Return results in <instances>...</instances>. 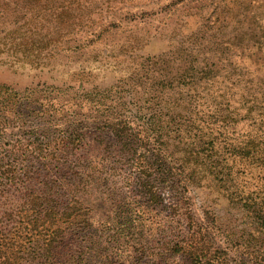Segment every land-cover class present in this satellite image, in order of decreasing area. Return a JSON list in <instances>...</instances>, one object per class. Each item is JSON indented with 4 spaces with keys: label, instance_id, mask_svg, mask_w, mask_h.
Listing matches in <instances>:
<instances>
[{
    "label": "rangeland",
    "instance_id": "rangeland-1",
    "mask_svg": "<svg viewBox=\"0 0 264 264\" xmlns=\"http://www.w3.org/2000/svg\"><path fill=\"white\" fill-rule=\"evenodd\" d=\"M78 1L0 0V41L7 40L4 36L15 37L20 29L33 34L35 45L43 47L38 68L22 61L20 54L0 62V85L15 92L0 93L4 128L0 152L27 144V137L38 129L56 136L57 129L81 121L85 136L78 154L94 170L83 203L90 208L93 227L114 234L117 226L109 227L112 219L126 214L136 219L137 210L145 209V219L158 222L165 208L147 207L134 167L118 154L110 133L99 130L100 121L124 120L137 126L141 121L132 115L141 116L138 112L147 108L145 101L162 99L167 105L162 114L173 118L172 103L180 109L188 104L186 83L191 67L210 61L209 57L244 68L263 63L264 47L259 46L264 45V0ZM7 43L2 49L10 53L9 47L15 45ZM19 47L18 53L23 51ZM30 55L29 59L35 57ZM38 160L37 154L29 152L13 161L19 180L2 185L6 193L0 200L1 251L11 248L10 253H15L23 243L28 250L33 246L27 234H22L24 239L15 235L16 226L4 214L19 210L22 195L32 186L24 174L38 169ZM47 173L48 180L57 179L54 171ZM162 191L167 206L171 197ZM188 197L195 219L212 223L213 241L227 251V263L252 264V253L260 251L259 242L249 238V227L226 200L205 184L189 188ZM206 212L213 217H204ZM160 224L169 231L175 223L164 219ZM122 233L125 236L128 231ZM160 237L155 234L146 240ZM17 256L11 259L8 253L9 264L39 261ZM174 264L188 262L179 258Z\"/></svg>",
    "mask_w": 264,
    "mask_h": 264
},
{
    "label": "trees",
    "instance_id": "trees-1",
    "mask_svg": "<svg viewBox=\"0 0 264 264\" xmlns=\"http://www.w3.org/2000/svg\"><path fill=\"white\" fill-rule=\"evenodd\" d=\"M16 32L15 37H3L15 45L9 47L10 53L2 49L8 43L0 41V62L20 54L22 61L38 68L43 47L35 45L29 31ZM29 53L35 57L29 59ZM208 59L191 67L188 104L180 109L172 103L173 118L162 114L167 106L162 99L145 101L141 116L132 115L141 121L137 126L124 120L100 121L98 129L110 133L118 154L134 167L147 207L164 206L158 222L145 219V209H138L136 219L128 214L112 219L109 227L117 226L114 234L93 227L90 208L83 201L94 170L78 154L85 136L83 123L57 129L56 136L38 129L27 137V144L0 152V200L6 193L2 185L19 180L13 161L29 152L39 157V168L24 174L32 186L22 195L19 210L4 214L16 226L15 235L24 239L22 234H27L33 246L28 250L23 243L16 247L17 253L0 250V264H9L8 253L11 259L18 254L17 259L25 261L37 257V264H174L179 258L188 264H228L227 251L213 241L212 223L198 222L190 207L189 188L203 184L224 198L249 227L248 236L259 242L260 249L251 252L252 264H263L264 62L244 68L227 59L221 63ZM0 93L15 94L5 85H0ZM49 170L56 180L47 179ZM162 190L171 197L167 206ZM205 216L213 217L209 212ZM164 219L175 223L169 231L160 224ZM155 234L159 240H146Z\"/></svg>",
    "mask_w": 264,
    "mask_h": 264
}]
</instances>
